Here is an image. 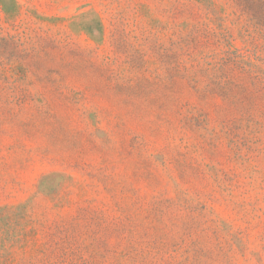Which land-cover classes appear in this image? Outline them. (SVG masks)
<instances>
[{
	"label": "rangeland",
	"instance_id": "374dc122",
	"mask_svg": "<svg viewBox=\"0 0 264 264\" xmlns=\"http://www.w3.org/2000/svg\"><path fill=\"white\" fill-rule=\"evenodd\" d=\"M0 264H264V0H0Z\"/></svg>",
	"mask_w": 264,
	"mask_h": 264
}]
</instances>
